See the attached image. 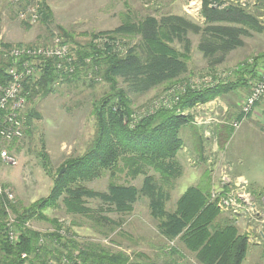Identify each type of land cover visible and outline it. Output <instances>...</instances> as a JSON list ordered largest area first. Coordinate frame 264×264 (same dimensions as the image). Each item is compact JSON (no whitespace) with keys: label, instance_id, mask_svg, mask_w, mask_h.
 <instances>
[{"label":"rangeland","instance_id":"374dc122","mask_svg":"<svg viewBox=\"0 0 264 264\" xmlns=\"http://www.w3.org/2000/svg\"><path fill=\"white\" fill-rule=\"evenodd\" d=\"M45 2L52 11V18L47 23L41 21L31 26L17 18L18 9L9 0H0V36L11 44L41 45L50 42L56 34L61 36L59 27H62L73 37L76 44L87 46L92 41V34L114 30L125 22L127 17L137 22L150 15L157 18L178 15L197 25L203 26L205 22L201 13L202 0ZM239 2L251 10L254 9L264 25V4L256 8L253 0ZM118 37L131 47L140 45L139 37ZM188 37L192 43L191 58L187 62L188 73L174 83L155 87L145 94H130L133 111L131 117L135 122L164 109L163 105L160 108L155 107V103L169 96L170 91L168 92L167 88L170 86L172 90L181 84H187L190 89H187L186 93L189 90L205 91L221 84L206 86L203 83L204 77L226 72L228 76L225 83H235L243 77L238 72L245 68L247 70L243 72H248L252 67L248 65L254 64L255 74L244 76L245 85L238 84L240 87L229 93L177 111L178 115L189 117L192 121L181 129L184 146L177 157L181 173L177 178L170 179L166 210L174 212L178 200L190 187L206 190L209 186L211 200L216 201L222 212L219 221L233 222L239 232L248 237L250 247L244 264H264V152L259 154L257 150L255 154L256 148L264 139V99L254 109L257 112L255 119L252 113L244 117L241 112L245 99L252 92L262 72L264 58L256 61H253V58L263 55L264 32H251V36L243 37L244 46L233 50L222 63L213 66H210L209 60L198 50L201 35L189 32ZM74 42L71 45L75 47ZM96 43H100V39ZM173 47L183 52L181 44L175 43ZM118 87L127 88V83L119 78ZM54 88L55 91L50 94L34 95L27 104L26 116L27 113H32L34 118L28 124L26 117L27 129L24 137L8 146L10 152L18 158V165L10 166L0 162V189L11 190L15 195L13 201L5 194L0 197V210L3 209L7 215L8 235L9 230L18 235L22 231L39 234V238H43L44 242L41 239L37 245H49L54 254L47 257L48 264H65V257L60 259L55 250H63L60 243L70 241L78 242L79 248L84 245H89L90 248L91 244L99 245L111 255L125 253L130 256L132 262L139 264H198L194 254L180 241L170 242L161 235L157 220L151 216L150 200L145 196H140L134 203L133 210L126 214H119L113 205L98 198H85L86 210L73 214L66 210L61 198L58 205L38 209V214L31 219L23 220V223L20 221L28 209L40 200L48 198L54 179L59 171L65 168L66 163L72 158L84 155L92 145L96 134L94 107L111 91L109 84L104 80L97 83L87 79L85 74L70 82L64 81L54 85ZM177 103L173 102V108ZM229 113L233 116L230 122ZM239 115V126H232ZM226 124L235 135L229 143L221 145L214 131L217 126ZM236 153L243 157L244 161L238 167L250 183L242 182L243 179L237 176V166L234 163L231 166L228 161V158H232V154ZM148 174L155 179L159 178L154 171H149ZM144 178V175H140L134 179L128 176L127 170L119 171L111 178L107 172L86 186L100 193L108 192L111 182L141 189ZM227 199L232 200L234 204L230 205L229 201V205L222 206V201ZM9 224L12 225L11 229ZM58 226L59 230L63 231L60 243L50 237L54 233L58 234ZM10 241L15 242L11 239ZM171 248L177 249L179 254L171 255ZM74 253L78 255L79 251ZM27 259L25 264L32 261L37 264L34 257ZM0 264H3L1 259Z\"/></svg>","mask_w":264,"mask_h":264},{"label":"trees","instance_id":"16d2710c","mask_svg":"<svg viewBox=\"0 0 264 264\" xmlns=\"http://www.w3.org/2000/svg\"><path fill=\"white\" fill-rule=\"evenodd\" d=\"M202 1L201 13L205 20L203 26L178 15L160 18L150 15L137 22L127 17L114 30L92 34V41L87 46L76 44L73 37L59 27L61 37L79 59L77 74L65 82L80 77L87 70L84 60L91 57L93 66L97 67L95 75L109 84L111 91L94 107L96 134L92 145L84 155L66 163L65 172L61 174L60 170L54 179L48 198L28 209L25 216L21 217L22 223L38 214V209L58 205L61 198L66 210L73 214L86 210L85 198H98L113 205L119 214H126L133 210V205L140 196H145L150 200L151 216L157 220L161 235L170 242L180 241L194 254L198 264H244L250 247L248 237L240 233L233 222L219 221L222 212L216 201L211 200L209 186L206 190L190 187L178 200L174 212L166 210V203L169 199L170 179L177 178L181 173L177 161L184 146L181 129L192 121L189 117L178 115L177 111L206 103L245 85L244 76L255 74L254 64L248 65L252 66L248 68L250 71L243 72L245 68L238 72L243 77L235 83H221L201 92L189 90L180 97L174 108L161 109L156 114L135 122L131 117L133 111L130 94H145L155 87L174 83L188 73L187 62L191 58L192 47L189 32L201 35L198 50L209 60L210 66L222 63L230 52L244 46L243 37L251 36V32H264V25L254 9L241 5L239 0ZM253 1L256 8L264 4V0ZM51 18L52 11L44 1L41 21L47 23ZM118 36L139 37L140 45L131 47ZM99 39L100 43H96ZM72 42L76 44V48L71 45ZM175 43L183 46V52L173 47ZM259 58H264V52L263 55L254 57L253 61ZM4 67V63L0 65V83L6 80ZM40 69V75L25 86L28 102L36 94L47 95L55 91L54 84L58 75L53 61H41ZM119 78L127 83V88L118 87ZM170 88L171 86L167 90ZM27 118L30 124L34 115L27 113ZM231 134L230 130L226 136H220L221 145L228 141ZM123 170H127L128 176L134 179L144 175L143 187L138 189L111 182L108 192L100 193L86 186L107 172L114 178ZM149 171H154L159 178L150 176ZM6 218L7 215L1 209L2 263L25 264L28 262L27 258L34 257L37 264H48L47 257L54 255L53 251L49 249V245H37L41 239L44 242V239L31 231H22L18 239L11 242ZM59 228L60 226L57 227L58 234L54 233L50 237L60 243L63 231ZM60 244L63 250L56 249L55 253L60 255V259L65 257L67 264H139L132 262L125 253L111 255L99 245L91 244V248L84 245L79 248L76 241ZM170 250L171 255L179 254L177 249ZM63 251L67 253L64 254ZM75 251H79V254L75 255ZM23 255L26 257L23 258Z\"/></svg>","mask_w":264,"mask_h":264},{"label":"built area","instance_id":"2783aa9c","mask_svg":"<svg viewBox=\"0 0 264 264\" xmlns=\"http://www.w3.org/2000/svg\"><path fill=\"white\" fill-rule=\"evenodd\" d=\"M12 5L17 7V18L25 24L34 26L42 19V7L45 0H9ZM242 3V2H241ZM244 4V2H243ZM52 60L53 66L58 75L55 86L63 83L66 79H72L77 74L79 59L71 52L70 45L57 35L50 42L41 45L11 44L0 36V65L4 63V74L6 80L0 83V162L10 166H17L19 161L15 154L10 152L8 146L14 142L22 140L27 129L26 107L28 104L25 86L31 83L40 75L41 61ZM84 63L87 70L84 71L86 78L94 82H102V78L95 75L97 67L93 66V59L86 58ZM230 74V73H229ZM228 74L226 72L217 75L206 76L203 83L206 86L214 87L225 83ZM197 85V83H196ZM194 87V86H192ZM191 87V88H192ZM176 89V90H175ZM175 89H170L168 97L155 103V107L173 108V102L180 100L190 87L181 84ZM195 89V88H194ZM168 91V92H169ZM264 99V65L262 72L256 81L252 92L245 99L242 105V115L247 117L253 112L258 103ZM234 121V127H238L240 122ZM4 146V147H3ZM245 184L247 181L243 180ZM13 201L15 195L11 190L3 191L0 189V197L5 195ZM234 204L232 200H223L222 206ZM224 204V205H223ZM236 205H234L235 207ZM1 207V206H0ZM221 207V205H220ZM12 225H8L11 229ZM9 237L12 241L18 239V234L9 230ZM63 263L67 264L66 259Z\"/></svg>","mask_w":264,"mask_h":264},{"label":"crops","instance_id":"0c3cea01","mask_svg":"<svg viewBox=\"0 0 264 264\" xmlns=\"http://www.w3.org/2000/svg\"><path fill=\"white\" fill-rule=\"evenodd\" d=\"M9 42V41H8ZM256 114V115H255ZM252 116L254 117L253 119H255L256 117H257V112H256V110H254L253 112H252ZM237 118L236 119H238L239 120V117L240 116H236ZM233 118V116L231 115V113H229V116H228V122H230V120ZM250 120V119H249ZM251 122H253V121H251ZM229 124V123H228ZM228 124H226V125H219V126H217L216 127V129H215V133L217 134V137H219L220 138V136H226L227 135V133H228V131H230V127H229V125ZM243 124V123H242ZM242 126V125H241ZM241 130V128L239 129V131ZM234 133H232L231 134V136H230V138L228 139V143L232 140V138L234 137ZM200 139V138H199ZM262 141V143H261V145H258V147L256 148V151H255V154L257 153V150L259 151L258 153L259 154H262L263 152H264V139L263 140H261ZM199 142L201 143V141L199 140ZM226 142V143H227ZM203 145V144H202ZM197 146V145H196ZM200 150H201V148H200ZM231 154V153H230ZM232 158L230 157V159L228 158V161L230 162V165L231 166H233V163L237 166V170L239 171H236V172H238V174H237V176L238 177H241L243 180H246L248 183H250V181L246 178V176L244 175V173H242V171H241V169H240V167H238L239 166V164H242L243 163V157H241L240 156V154L239 153H236V154H232Z\"/></svg>","mask_w":264,"mask_h":264},{"label":"water","instance_id":"95a60500","mask_svg":"<svg viewBox=\"0 0 264 264\" xmlns=\"http://www.w3.org/2000/svg\"><path fill=\"white\" fill-rule=\"evenodd\" d=\"M65 172V168L64 169H62V171H61V174H63Z\"/></svg>","mask_w":264,"mask_h":264}]
</instances>
